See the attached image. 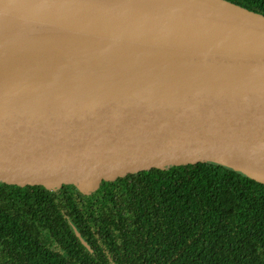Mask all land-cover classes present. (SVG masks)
<instances>
[{
	"label": "water",
	"instance_id": "water-1",
	"mask_svg": "<svg viewBox=\"0 0 264 264\" xmlns=\"http://www.w3.org/2000/svg\"><path fill=\"white\" fill-rule=\"evenodd\" d=\"M0 18L35 46L0 50V186L61 197L214 166L264 184L263 15L226 0H0Z\"/></svg>",
	"mask_w": 264,
	"mask_h": 264
},
{
	"label": "trees",
	"instance_id": "trees-1",
	"mask_svg": "<svg viewBox=\"0 0 264 264\" xmlns=\"http://www.w3.org/2000/svg\"><path fill=\"white\" fill-rule=\"evenodd\" d=\"M226 1L264 16V0ZM0 264H264V184L214 166L61 197L2 185Z\"/></svg>",
	"mask_w": 264,
	"mask_h": 264
},
{
	"label": "bare ground",
	"instance_id": "bare-ground-1",
	"mask_svg": "<svg viewBox=\"0 0 264 264\" xmlns=\"http://www.w3.org/2000/svg\"><path fill=\"white\" fill-rule=\"evenodd\" d=\"M0 26L1 27H9L11 31H13V34H16L15 38L10 41L7 38L1 37V39H6L4 42V46L1 47L0 50L4 51H19V50H30L33 49L35 46L29 43L28 41V35L26 31L22 30V27L12 21H9L8 19L1 20L0 18ZM0 42H2L0 40Z\"/></svg>",
	"mask_w": 264,
	"mask_h": 264
},
{
	"label": "flooded vegetation",
	"instance_id": "flooded-vegetation-1",
	"mask_svg": "<svg viewBox=\"0 0 264 264\" xmlns=\"http://www.w3.org/2000/svg\"><path fill=\"white\" fill-rule=\"evenodd\" d=\"M84 240H85V242L87 243V245L89 246L90 244H89V242L85 239V238H83ZM80 243V242H79ZM81 244V243H80ZM82 245V244H81ZM53 247H55V246H53ZM85 250H88V249H86L84 246H82ZM89 249L90 250H88V251H92L91 250V248H90V246H89ZM105 253L107 254V252L105 251Z\"/></svg>",
	"mask_w": 264,
	"mask_h": 264
}]
</instances>
